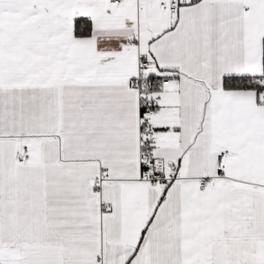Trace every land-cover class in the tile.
Returning a JSON list of instances; mask_svg holds the SVG:
<instances>
[{
    "label": "snow or ice",
    "instance_id": "6c2138e0",
    "mask_svg": "<svg viewBox=\"0 0 264 264\" xmlns=\"http://www.w3.org/2000/svg\"><path fill=\"white\" fill-rule=\"evenodd\" d=\"M0 264H264V0H0Z\"/></svg>",
    "mask_w": 264,
    "mask_h": 264
}]
</instances>
